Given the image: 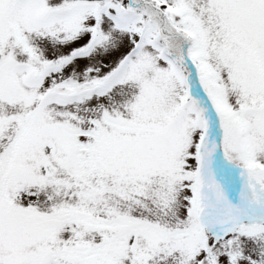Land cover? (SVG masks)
<instances>
[{
	"label": "snow or ice",
	"instance_id": "6c2138e0",
	"mask_svg": "<svg viewBox=\"0 0 264 264\" xmlns=\"http://www.w3.org/2000/svg\"><path fill=\"white\" fill-rule=\"evenodd\" d=\"M0 264H264V0H0Z\"/></svg>",
	"mask_w": 264,
	"mask_h": 264
}]
</instances>
